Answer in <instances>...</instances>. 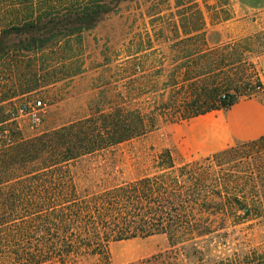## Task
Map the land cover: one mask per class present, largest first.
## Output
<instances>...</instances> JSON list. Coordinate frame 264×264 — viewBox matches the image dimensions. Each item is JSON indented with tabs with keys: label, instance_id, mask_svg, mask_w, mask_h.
<instances>
[{
	"label": "trees",
	"instance_id": "16d2710c",
	"mask_svg": "<svg viewBox=\"0 0 264 264\" xmlns=\"http://www.w3.org/2000/svg\"><path fill=\"white\" fill-rule=\"evenodd\" d=\"M126 1L0 0V42L10 34L25 36L19 50L0 48L7 66L21 72L22 94L33 91L49 67L58 65L67 81L86 75L91 69L84 35ZM196 32L184 30L191 34L186 42L203 36ZM143 51L139 46L114 52L125 59L116 80L121 88L108 96L107 85H97L94 106L76 120L32 136L12 121L7 124L9 114L0 121V264H112L110 243L154 235L166 237L168 250L131 264H224L207 255L210 240L228 236L224 179L202 165L210 158L177 163L164 148L141 177L117 182L98 176L111 175L107 154L156 130L160 122L175 123L234 102L231 97L220 104L211 96L187 99L182 91L191 80L187 70L159 86L141 70ZM57 71L52 68L54 76ZM153 89L161 93L151 96ZM95 162L103 163L91 166ZM229 204L250 213L237 197Z\"/></svg>",
	"mask_w": 264,
	"mask_h": 264
},
{
	"label": "rangeland",
	"instance_id": "374dc122",
	"mask_svg": "<svg viewBox=\"0 0 264 264\" xmlns=\"http://www.w3.org/2000/svg\"><path fill=\"white\" fill-rule=\"evenodd\" d=\"M191 29L203 36L186 42L185 38L191 34L186 36L184 30ZM175 30L180 33L178 38L174 37ZM158 31H163L169 40H156L154 33ZM146 36L152 40V50L140 60V67L145 75L157 79L159 86L168 76H182L187 70L191 80L182 90L187 99L199 96L204 101L211 96L214 104H220L228 97L235 101L263 92L259 59L264 54V10L241 15L232 10L229 0H130L120 3L116 11L104 16L93 30L84 35L86 66L91 70L83 77L67 81L61 76L58 65L49 67L44 71L47 76L43 81L33 91L22 94L21 72L8 67L1 57L0 121L24 100H40L46 105V113L37 128H31L23 118L12 121L25 136L78 119L94 106L97 85L105 83L109 88L108 96L116 86L121 88L116 80L125 59L123 55L114 56V52L146 46ZM24 37L14 34L3 37L1 50H19V40ZM162 57L166 59L161 61ZM104 63V67L94 69ZM183 64L185 66H179ZM126 67L130 71L134 68L133 63ZM52 68L58 69L55 76ZM159 93L161 91L153 89L150 95ZM179 96L180 99L184 97L182 92ZM166 125L160 122L156 130L107 154L105 159L110 166L106 167V172L111 175L97 172L98 176L120 182L151 172L153 159L165 148ZM216 154L219 157L214 158L215 154L187 159L174 156L177 163L210 158L202 165L224 179L222 203L226 207V216L222 218L226 220L228 236L207 243L208 259L211 262L222 260L224 264L232 260L238 264H264V137L254 142L234 143ZM99 163L103 162L91 163V166ZM74 170L79 173V165ZM233 197L250 209L248 215L243 210L230 209ZM233 222L237 224L232 226ZM166 250L168 242L163 235L112 242L108 247L112 264L136 263Z\"/></svg>",
	"mask_w": 264,
	"mask_h": 264
},
{
	"label": "crops",
	"instance_id": "0c3cea01",
	"mask_svg": "<svg viewBox=\"0 0 264 264\" xmlns=\"http://www.w3.org/2000/svg\"><path fill=\"white\" fill-rule=\"evenodd\" d=\"M229 4L234 12L241 15L264 10V0H229ZM154 34L156 40H169L163 31ZM146 38L148 45L143 46L142 54L152 50V40L150 36ZM164 59L162 57L161 61ZM259 70L262 93L237 99L224 108L167 124L164 129L165 148L170 149L178 159H187L216 154L234 143L254 142L264 137V54L259 59Z\"/></svg>",
	"mask_w": 264,
	"mask_h": 264
},
{
	"label": "built area",
	"instance_id": "2783aa9c",
	"mask_svg": "<svg viewBox=\"0 0 264 264\" xmlns=\"http://www.w3.org/2000/svg\"><path fill=\"white\" fill-rule=\"evenodd\" d=\"M46 113V105L40 100H24L9 111V121L25 119L31 128H37L42 123Z\"/></svg>",
	"mask_w": 264,
	"mask_h": 264
}]
</instances>
